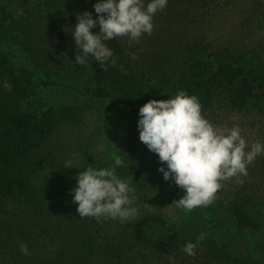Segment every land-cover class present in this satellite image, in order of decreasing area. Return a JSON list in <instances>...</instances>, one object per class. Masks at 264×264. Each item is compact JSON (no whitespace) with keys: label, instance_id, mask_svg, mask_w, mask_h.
<instances>
[{"label":"rangeland","instance_id":"rangeland-1","mask_svg":"<svg viewBox=\"0 0 264 264\" xmlns=\"http://www.w3.org/2000/svg\"><path fill=\"white\" fill-rule=\"evenodd\" d=\"M192 1L168 0L165 9L154 14L151 35L144 34L139 41L122 36L136 51L141 73L143 70L153 72L162 66L178 68L187 47L192 44L203 45L208 59L227 51L244 53L252 65L264 71V0H214L207 5ZM96 2L0 0V6L6 5L10 12V18L0 29V48L10 54L17 67L33 69L39 81L30 99L32 107L42 111L68 104L80 109L78 119L61 126L45 145L44 174H51L73 188L76 185L74 177L83 168H107L113 165V156L118 155L125 166L116 168V174L134 188L138 214L125 222L102 218L99 222L106 223L111 237L121 232L118 230L121 223L127 224L145 214H161L171 222L179 223L177 232L180 235L203 237L204 241H213L220 246L227 243V250L236 258L264 264V230L242 229L234 223L230 213L231 205L238 202L264 225V153L248 166L247 176L221 182L222 187L208 207L214 210L218 219L227 218L231 224L226 228H212L203 218L207 205L191 211L171 205L184 195V191L171 180L163 179L158 171L161 166L158 156L139 140L135 113L80 91L92 84V77L90 71L85 75L69 71L66 61H72L76 50L70 27L74 28L77 23L76 13L90 11L95 19L98 14L94 12L93 4ZM90 31L98 33L99 25ZM20 41L34 48L36 58L21 49ZM42 80H53L56 84H44ZM202 115L214 125L226 128L238 125L249 145L255 141L264 143V99L253 100L246 111L232 110L219 100L213 108L202 111ZM73 153L77 158L72 166L82 169L63 166ZM140 166L151 167L155 172L135 181L134 173ZM238 179L242 183L237 182ZM72 207L76 209V204ZM192 211L197 214L183 221V217ZM21 228L16 210L12 206H0V264H23V258L24 264H41L36 258L41 248L44 249L40 254L43 257L55 252L57 240L42 244V247H38L35 240L30 246L21 239ZM162 236L163 231L158 226H151L145 256L127 259L126 251L120 249L123 257L116 256L119 251L115 250L109 253L112 255L99 254L96 261L98 264H207L197 253L189 256L181 249L162 245ZM107 239L116 241V238ZM20 243L30 247L29 255L20 252ZM49 247L54 251L48 252Z\"/></svg>","mask_w":264,"mask_h":264},{"label":"trees","instance_id":"trees-1","mask_svg":"<svg viewBox=\"0 0 264 264\" xmlns=\"http://www.w3.org/2000/svg\"><path fill=\"white\" fill-rule=\"evenodd\" d=\"M212 1L192 2L207 5ZM9 18L7 6H0V29ZM19 43L22 50L36 58L32 46L24 41ZM106 43L112 50L114 63L100 64L89 56L85 64L77 65L73 62L78 51L76 48L72 61H66L69 71L79 75L90 71L92 84L80 91L124 106L137 118L139 107L147 101L168 99L169 95L181 90L197 97L201 111L213 108L219 100L232 110L246 111L253 100L264 99V71L252 65L244 53L227 51L208 59L203 45L192 44L187 47L178 68L162 66L153 72L143 70L141 73L136 51L129 42L116 37ZM89 59L92 61L89 62ZM42 81L44 84H56L53 80ZM38 85L33 69L17 67L10 54L0 48V206H12L16 210L22 225L21 239L30 246L35 240L38 247L57 240L56 250L51 256H41L42 248L36 253L41 264H98L96 259L99 254L112 255L109 253L115 250L119 251L116 256L120 258L123 257L120 252L123 250L127 259H137L145 256L151 226H158L163 231L161 244L164 246L182 249L185 243H194L195 253L207 264H256L233 256L227 250V243L220 246L213 241L180 235L177 232L179 223L171 222L161 214H145L127 224L121 223L118 229L121 232L112 237L105 228L106 223L90 217L79 218L72 207V187L51 174H44V148L61 126L78 119L80 109L65 104L35 110L30 99ZM150 172L155 170L138 167L134 173L135 181ZM204 212L206 216L203 218L212 228H226L231 224L227 218L218 219L208 205ZM195 213H187L183 221ZM230 213L238 227L264 230V225L242 204L233 203ZM51 251L54 249L49 247L48 252ZM24 259L23 264L26 262Z\"/></svg>","mask_w":264,"mask_h":264},{"label":"clouds","instance_id":"clouds-1","mask_svg":"<svg viewBox=\"0 0 264 264\" xmlns=\"http://www.w3.org/2000/svg\"><path fill=\"white\" fill-rule=\"evenodd\" d=\"M167 3L168 0H97L93 4L98 14L95 19L90 11L76 13L77 23L70 27L78 49L73 62L83 65L91 56L100 64L114 63L106 42L122 36L139 41L142 35H151L154 14L163 11ZM97 25L98 33L90 31ZM137 129L139 140L158 156V171L163 179L184 191L171 204L184 211L210 204L222 181L247 176L248 166L264 153V143L255 141L249 145L238 125L226 128L206 119L197 97L182 90L168 99H152L140 106ZM76 158L73 153L63 166L80 168L72 166ZM113 161L107 168L85 167L74 177L76 185L70 193L79 218L125 222L137 216L135 190L116 174V168L125 166V162L118 155L113 156ZM237 182L242 183L239 179ZM195 248L194 243L187 242L181 250L192 256ZM19 250L29 255L24 243H20Z\"/></svg>","mask_w":264,"mask_h":264}]
</instances>
